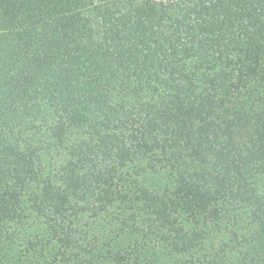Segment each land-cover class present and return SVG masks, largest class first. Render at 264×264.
Masks as SVG:
<instances>
[{"label":"trees","instance_id":"obj_1","mask_svg":"<svg viewBox=\"0 0 264 264\" xmlns=\"http://www.w3.org/2000/svg\"><path fill=\"white\" fill-rule=\"evenodd\" d=\"M0 264H264V0H0Z\"/></svg>","mask_w":264,"mask_h":264}]
</instances>
